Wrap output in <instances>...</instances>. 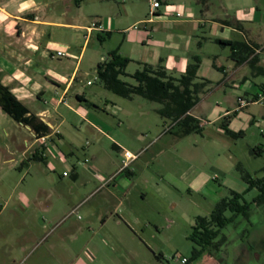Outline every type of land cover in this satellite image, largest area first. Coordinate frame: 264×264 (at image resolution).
<instances>
[{
	"label": "crops",
	"instance_id": "crops-1",
	"mask_svg": "<svg viewBox=\"0 0 264 264\" xmlns=\"http://www.w3.org/2000/svg\"><path fill=\"white\" fill-rule=\"evenodd\" d=\"M69 2L0 0L1 84L50 127L45 136H37L30 126L13 118L8 126L0 127V264H85L83 256L95 262L107 241L118 239L110 229L112 223L126 225L136 235L143 227L142 207L150 190L137 189L133 170L121 171L115 163L106 168L93 152V163L103 169L98 172L97 165L86 164L87 159L83 162L88 141L81 147L83 154L77 142L85 134L93 141L112 143L121 154L130 151L125 146L127 136L119 132L116 121L101 113L123 103L118 99L111 102L108 95L104 100L107 93L103 89L88 92L94 85L89 79L86 85L82 83L109 59L110 52L117 50L131 60L126 73L132 65L136 71L149 65L174 77L186 74L198 57L197 82H211L191 111L202 129L218 125L216 132L226 135L222 122L231 116L229 129L244 132L245 124L255 123L256 118L242 110L264 104V84L253 86L249 80L250 75L264 76V12L253 0H160L161 7L154 15L148 2V9L130 3L121 6L117 17L95 19L90 25L70 14ZM61 4L66 11L58 13ZM106 36L116 38V46L100 56L96 42L103 45ZM75 40L82 44L80 48ZM59 51L64 55L58 56ZM89 51L91 65L85 68L83 60ZM101 87L109 91L103 84ZM207 102L208 118L200 112ZM118 109L127 118L132 116L126 108ZM56 161L73 174L75 182L68 190L44 186L38 180L43 172L41 162L55 172ZM34 168L37 175L31 174ZM82 177L88 178L87 183H79ZM213 180L199 172L188 186L198 192L213 191ZM150 183L146 181L147 187L154 190ZM93 199L97 204H92ZM76 208L78 213L83 209L86 217L79 215L68 222L73 215L67 216ZM80 235L84 242L77 247ZM43 244L48 246L47 255L39 252Z\"/></svg>",
	"mask_w": 264,
	"mask_h": 264
},
{
	"label": "rangeland",
	"instance_id": "rangeland-1",
	"mask_svg": "<svg viewBox=\"0 0 264 264\" xmlns=\"http://www.w3.org/2000/svg\"><path fill=\"white\" fill-rule=\"evenodd\" d=\"M253 1L264 12V0ZM130 3L136 8L148 9L149 7L146 0H86L79 5L74 0H70V5L67 6L71 8L70 14H77L81 24L90 25L95 19L104 21L112 16L117 17L121 6H128ZM65 7L62 4L59 5L57 12L66 11ZM115 41L116 38L110 40L106 36V41L102 45L97 40L98 54L107 55L115 48ZM76 44L78 48L82 46L78 41ZM89 56L90 51L83 60L85 68L91 65ZM56 66L61 65L57 63ZM135 72L133 65L127 70L129 74ZM249 77L253 86L264 84V76L250 75ZM88 79L94 82L92 87L87 88L88 92L92 89H98V92L99 89H103L102 91L107 93L103 97L104 100L108 95L111 102L118 99L120 103H123L118 105L117 109H112L110 106L109 112L101 111V113L110 121H116L119 132L127 136L126 148L134 154H139V160L133 162L128 169L135 172L136 176L132 179L137 189L147 188L150 191L147 202L143 203V207L141 206L144 218L142 219L143 227L139 229L138 234H134L126 225L117 226L112 223L110 229L118 239L114 243L108 240L95 262L83 256L85 264H235L234 259L240 247L245 246L250 240L255 242L261 253H259L260 260L247 264H264V203L258 205L255 202L260 191L258 188L248 191L250 184L247 182V179L264 180V104H251L242 110L256 118L255 123L249 126L245 124L242 136L219 134L216 132L218 125H206L203 129L201 128V131L181 136L180 126L172 121L164 120L158 114L157 109L161 107L160 104L141 96L127 100L104 90L97 77L96 67L87 79L82 80V83L86 85ZM121 79L130 84H137L130 76H122ZM246 97L249 99L248 95ZM214 98H216L215 95L209 102L212 103ZM208 106V102L204 103L202 111L200 110L206 113L207 118L210 116ZM37 107L32 108L36 110ZM119 107L129 110L132 116L127 118L124 112L118 109ZM10 119L12 118L5 112L0 111L1 128L8 126ZM118 122L121 123L120 128ZM87 141L89 146L84 149L86 155L83 156V162L87 159L90 163L86 164H95L90 155L95 152L99 163L104 167L111 168L113 163L117 167H122L124 152L121 154L116 151L112 143L93 141L82 134L77 141L80 151ZM81 152L83 154V150ZM72 160L77 161V158L74 157ZM56 164V171L51 172L47 169L46 163L41 162L43 172L37 176L38 180L44 186H56L68 190V187L75 182L72 178L73 174L61 162L56 161ZM97 166L95 169L101 172L102 167ZM35 170L36 168L31 171V174L37 175ZM64 172L70 173V177L65 178ZM199 172L213 177V185H215L213 191L198 192L189 189L188 184L191 178ZM87 177L91 183L99 184L97 179ZM87 177L80 178L79 183L86 181ZM147 180L151 182V186H154V190L147 187ZM232 192L243 194L244 200L250 204L249 215H238L221 230L216 242L224 237L226 241L217 249L213 247L200 258L191 260L196 245L191 241L190 235L196 218L209 217L216 205L223 198L231 197ZM96 200L98 201V198ZM96 200L93 199L92 204H97ZM79 215L81 218L86 217L84 210L81 209L78 215H73L68 222L77 219ZM232 215L230 211L226 213L227 217ZM114 217L118 218L116 215ZM83 242L84 237L80 235L76 246H81ZM47 247L43 244L39 252L47 255ZM177 257L179 260L175 261ZM182 258L190 262L182 263Z\"/></svg>",
	"mask_w": 264,
	"mask_h": 264
},
{
	"label": "trees",
	"instance_id": "trees-1",
	"mask_svg": "<svg viewBox=\"0 0 264 264\" xmlns=\"http://www.w3.org/2000/svg\"><path fill=\"white\" fill-rule=\"evenodd\" d=\"M74 1L79 5L84 0ZM202 1L205 2L206 0ZM220 43L230 45L225 41H220ZM130 62L129 58L121 56L117 50L110 52L109 59L100 63L97 68L98 79L107 90L123 98L132 99L134 96H141L151 102L161 104L162 107L158 110L159 115L180 126L181 136L201 131L200 121L191 115V111L201 100L199 94L206 87H209L211 82L207 80L197 82V70L200 63L198 57L194 58V63L189 65L186 74L181 77L170 76L163 69L144 65L143 69L131 75V78L137 82L136 85L121 79L122 76H128L126 68ZM88 105L92 106L89 102ZM0 107L17 122L30 126L37 136H45L50 133V127L37 116L31 114L28 108L11 93L10 89L1 84V81ZM231 119V116L225 117L222 128L232 137L242 136L243 131L234 133L229 129ZM247 182L250 184L248 191L252 188H258L260 195L255 199V202L258 205L263 204L264 180L247 179ZM249 206L250 204L244 200L243 194L232 192L231 197L223 198L216 205L209 217H197L190 235L191 241L196 245L191 260L200 258L211 248L217 249L224 243L226 241L225 237L216 242L221 230L238 215L248 216ZM228 211L233 214L232 217L226 216Z\"/></svg>",
	"mask_w": 264,
	"mask_h": 264
},
{
	"label": "built area",
	"instance_id": "built-area-1",
	"mask_svg": "<svg viewBox=\"0 0 264 264\" xmlns=\"http://www.w3.org/2000/svg\"><path fill=\"white\" fill-rule=\"evenodd\" d=\"M146 1L150 4V7H151V14H152V15H154L155 12L161 7V2H160V0H146ZM57 55H58V56H63L64 53L61 52V51H59V52H57ZM124 156H125V160H124V162H123V165H122L121 171H124V170H126L127 168H129L130 165H131L135 160L138 159L139 154H134V153H132L131 151H127V150H125V151H124ZM86 162H89V161L86 160ZM64 175H67V173L65 172ZM113 178H114V177L110 178V179L108 180V182L111 181ZM77 210H78V208L74 209V210H73V211L67 216V218L70 217V216H72V215H74V214H77V213H78ZM173 259H175V258H173ZM178 260H179V258L177 257V259H176L175 261H178ZM181 261H182V263H186V262H188V260H187L186 258H182Z\"/></svg>",
	"mask_w": 264,
	"mask_h": 264
},
{
	"label": "flooded vegetation",
	"instance_id": "flooded-vegetation-1",
	"mask_svg": "<svg viewBox=\"0 0 264 264\" xmlns=\"http://www.w3.org/2000/svg\"><path fill=\"white\" fill-rule=\"evenodd\" d=\"M257 248L253 240H250L245 246H241L234 259L235 264H247L251 261L255 262L258 259L260 260L259 253L261 252Z\"/></svg>",
	"mask_w": 264,
	"mask_h": 264
}]
</instances>
